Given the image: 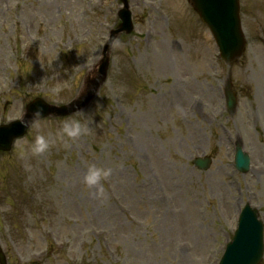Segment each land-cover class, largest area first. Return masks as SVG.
<instances>
[{"label":"rangeland","instance_id":"rangeland-1","mask_svg":"<svg viewBox=\"0 0 264 264\" xmlns=\"http://www.w3.org/2000/svg\"><path fill=\"white\" fill-rule=\"evenodd\" d=\"M128 3L133 29L116 36L97 96L0 151L9 264H219L240 208L250 203L264 221V0H240L246 46L232 64L189 0ZM122 4L0 0V123L36 97L64 104L82 94ZM85 116L87 134L57 139L63 119ZM37 130L50 145L33 155ZM236 145L251 156L246 172ZM203 154L205 170L193 163ZM93 162L112 168L103 197L83 182Z\"/></svg>","mask_w":264,"mask_h":264},{"label":"water","instance_id":"water-1","mask_svg":"<svg viewBox=\"0 0 264 264\" xmlns=\"http://www.w3.org/2000/svg\"><path fill=\"white\" fill-rule=\"evenodd\" d=\"M124 1V8L120 11L122 19L121 25L112 31L105 49L104 57L98 67V72L93 77L86 91L77 99L66 105H51L41 98H36L27 106L25 117L30 116L34 109H43L42 117L48 115H69L77 112L78 109L86 106L98 93L99 88L107 77L109 67L108 51L111 49L110 43L116 36L123 32H130L133 28L131 11L128 0ZM193 6L200 13L203 21L211 28L217 39L222 57L231 63L239 57L245 48V39L241 29L239 15V0H191ZM230 107L235 105L234 93L229 90ZM26 129L20 120L12 121L8 124H0V150H10L15 139L26 134ZM239 166L243 171L249 167L248 156L241 146L237 154ZM209 157L195 160V164L202 169L210 166ZM263 223L258 219V211L249 205L245 207L239 220V228L234 239L228 244L227 250L220 264H258L263 255ZM1 264H6L3 254L0 252Z\"/></svg>","mask_w":264,"mask_h":264},{"label":"clouds","instance_id":"clouds-1","mask_svg":"<svg viewBox=\"0 0 264 264\" xmlns=\"http://www.w3.org/2000/svg\"><path fill=\"white\" fill-rule=\"evenodd\" d=\"M119 41L113 40L110 43V47L118 46ZM79 110V109H78ZM82 111V110H80ZM43 109L37 107L33 110L30 116L25 117L20 113H16L20 123L26 128L39 129L41 126V117ZM91 118L85 116L84 119L77 117H69L63 119L60 123L59 128L56 131V137L58 140L63 141L67 144L69 140H75L82 134H87L90 131ZM50 145V140L47 135L37 130L34 138L27 145L28 150L33 155H38L45 152ZM23 155V152H21ZM112 174V168L106 167L102 164L90 163L87 166V170L83 176V182L89 187L94 188L96 195L103 197L105 195V188L102 183L103 180L108 178Z\"/></svg>","mask_w":264,"mask_h":264}]
</instances>
